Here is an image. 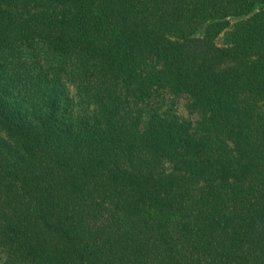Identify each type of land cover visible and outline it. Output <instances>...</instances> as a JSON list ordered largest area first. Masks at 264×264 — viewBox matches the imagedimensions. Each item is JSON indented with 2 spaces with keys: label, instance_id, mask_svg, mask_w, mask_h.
<instances>
[{
  "label": "trees",
  "instance_id": "obj_1",
  "mask_svg": "<svg viewBox=\"0 0 264 264\" xmlns=\"http://www.w3.org/2000/svg\"><path fill=\"white\" fill-rule=\"evenodd\" d=\"M0 264H264V0H0Z\"/></svg>",
  "mask_w": 264,
  "mask_h": 264
},
{
  "label": "rangeland",
  "instance_id": "obj_2",
  "mask_svg": "<svg viewBox=\"0 0 264 264\" xmlns=\"http://www.w3.org/2000/svg\"><path fill=\"white\" fill-rule=\"evenodd\" d=\"M217 42H219V39L216 40ZM42 63H44V61H41ZM174 107L176 109V112H178L180 115L186 116L187 113L184 109V99L183 98H177L174 102Z\"/></svg>",
  "mask_w": 264,
  "mask_h": 264
}]
</instances>
